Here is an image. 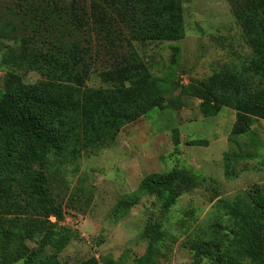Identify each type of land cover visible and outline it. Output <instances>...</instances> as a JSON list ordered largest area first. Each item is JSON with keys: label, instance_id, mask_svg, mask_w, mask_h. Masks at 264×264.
I'll return each mask as SVG.
<instances>
[{"label": "rangeland", "instance_id": "374dc122", "mask_svg": "<svg viewBox=\"0 0 264 264\" xmlns=\"http://www.w3.org/2000/svg\"><path fill=\"white\" fill-rule=\"evenodd\" d=\"M63 2L89 7L88 0ZM8 3L0 0V13ZM182 7L185 31L181 40L133 42L149 73L158 80L162 107L121 127L109 143L81 148L73 159L50 158L43 170L45 189L60 208L61 218L35 212L20 173L14 199L21 208L0 213V261L8 257V264H27L32 251L52 255L56 249L46 236L53 233L66 240L57 254L60 264H81L90 257L100 264L103 260L113 264H212L202 244L215 241L222 228L229 226L218 202L237 196L250 201L258 188L264 196V118L248 115V129L233 135L239 97L225 92L228 99L217 114H211L203 112V100L186 93L187 86H204L222 69L232 71L250 64L252 50L227 0H182ZM13 24L16 37L42 40L18 20ZM71 40L91 49L93 64L85 85L112 88L101 73L110 67L113 55L99 51L88 29L63 38L64 42ZM13 44L2 31L0 91L8 71H15L29 84L41 77L35 70L4 63ZM173 169H192L210 181L183 194L164 211L157 198L141 191L139 185L148 174ZM127 199L134 202L131 208L117 211L118 204ZM159 225L164 237L150 243L144 234L149 236Z\"/></svg>", "mask_w": 264, "mask_h": 264}, {"label": "trees", "instance_id": "16d2710c", "mask_svg": "<svg viewBox=\"0 0 264 264\" xmlns=\"http://www.w3.org/2000/svg\"><path fill=\"white\" fill-rule=\"evenodd\" d=\"M88 1L85 9L84 3L65 6L63 0H9L7 9L0 13V39L3 31L14 43L8 47L4 63L35 70L41 76L32 84L15 71H8L4 77L0 91V213L21 208L14 199V185L22 173L35 212L61 218L60 208L45 189L43 170L50 158L73 159L81 148L109 143L121 127L163 105L158 80L149 73L133 42L181 40L185 31L182 0ZM227 1L253 58L250 64L232 71L220 70L204 86H187L186 93L203 100V112L211 114L220 111L229 94L239 97L232 134L241 135L251 122L248 115L264 118V0ZM14 20L41 36L40 43L29 36L16 37ZM86 29L94 34L99 51L114 57L101 73L102 80L113 84L112 88L87 87L85 81L93 64L90 47H82L79 40L63 41L65 35ZM83 40L89 42L88 38ZM172 48L176 52V47ZM209 181L195 170L173 169L148 174L139 188L154 195L161 208L168 211L183 194ZM250 197V201L237 196L218 202L229 226L222 228L215 241L202 244L203 254L212 264H264V196L258 188ZM133 204V200H123L117 211L129 210ZM152 231L149 236L144 234L150 243L164 237L160 225ZM46 239L56 252L41 256L32 251L27 264H60L57 254L66 240L53 233ZM6 260L8 257L0 264H8ZM81 264L100 261L90 257ZM103 264L113 262L103 260Z\"/></svg>", "mask_w": 264, "mask_h": 264}]
</instances>
